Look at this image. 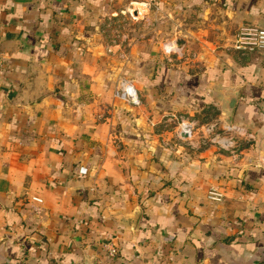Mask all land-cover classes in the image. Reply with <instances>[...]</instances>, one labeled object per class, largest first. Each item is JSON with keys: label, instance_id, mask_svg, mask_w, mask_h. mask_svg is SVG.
<instances>
[{"label": "crops", "instance_id": "obj_1", "mask_svg": "<svg viewBox=\"0 0 264 264\" xmlns=\"http://www.w3.org/2000/svg\"><path fill=\"white\" fill-rule=\"evenodd\" d=\"M118 2L0 0V264H264V51H213L200 70L143 44L109 56L90 26ZM226 4L264 28V0ZM125 78L139 105L115 97ZM183 120L251 145L186 151Z\"/></svg>", "mask_w": 264, "mask_h": 264}, {"label": "rangeland", "instance_id": "obj_2", "mask_svg": "<svg viewBox=\"0 0 264 264\" xmlns=\"http://www.w3.org/2000/svg\"><path fill=\"white\" fill-rule=\"evenodd\" d=\"M159 1L135 0V4H130V0H119L117 7H113L118 14L108 12L101 18L91 20L93 26L90 27L94 32L101 33L108 42L113 40L111 44L104 42L105 46L118 47L115 52H110L107 47V55L122 59L119 56L121 52L127 53L133 45L143 44L148 48L154 47L164 57L169 56L173 66L191 65L200 70L211 61L210 56H214V52L233 50L235 37L243 25L235 24L232 15L226 13L229 7L226 0H201L203 4L200 5H192L196 0H184V3L180 2L182 0ZM144 2L149 5L147 11ZM161 4L166 5L165 8L161 9ZM137 6L141 9L135 13L133 9ZM179 38L186 42L181 48L176 46ZM217 115V109L204 112L200 114V122L209 123ZM177 125L171 122L167 129L172 132ZM225 135L223 128L211 124L206 130H201L197 137L184 139V150L214 146L217 151L234 156L251 145V140L239 139L235 132L232 136H226L231 137L232 144L220 142V138Z\"/></svg>", "mask_w": 264, "mask_h": 264}, {"label": "built area", "instance_id": "obj_3", "mask_svg": "<svg viewBox=\"0 0 264 264\" xmlns=\"http://www.w3.org/2000/svg\"><path fill=\"white\" fill-rule=\"evenodd\" d=\"M232 49L236 51L241 57L243 58H251L259 52L264 51V28H259L256 26H243L240 28L239 32L235 37V42L233 44ZM111 52V50H109ZM115 97L123 102L130 103L133 105H139V92L138 89L130 79H122L119 86L115 90ZM195 130V124L191 121H181L179 124L178 135L182 139H186L192 137L193 132ZM227 131H237L239 132L240 129L237 127H228ZM186 133L189 136L183 137L182 134ZM225 144H232L230 139H226L225 137L220 138V142ZM83 173H86L83 172ZM223 194L216 189H212L209 194L208 198L212 201H221L223 199ZM38 201H41L39 198H35ZM113 256L117 253L116 248H112L110 252Z\"/></svg>", "mask_w": 264, "mask_h": 264}, {"label": "water", "instance_id": "obj_4", "mask_svg": "<svg viewBox=\"0 0 264 264\" xmlns=\"http://www.w3.org/2000/svg\"><path fill=\"white\" fill-rule=\"evenodd\" d=\"M185 43H186L185 40L182 39V38H179V39L176 40V46L178 48L183 47L185 45ZM238 97H239V91L238 90H234V91L230 92L229 95H228V101H227V103L225 105V111H226V114H227L226 127L230 126L232 115H233V112L235 110ZM182 136L183 137H188L189 135L186 134V133H183ZM137 221H138V217L135 219V223ZM87 264H94V263L93 262H88Z\"/></svg>", "mask_w": 264, "mask_h": 264}]
</instances>
